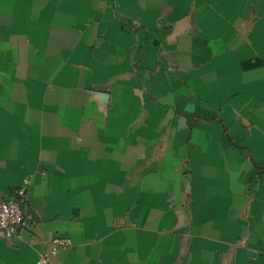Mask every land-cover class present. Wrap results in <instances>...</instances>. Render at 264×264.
<instances>
[{"label": "crops", "instance_id": "0c3cea01", "mask_svg": "<svg viewBox=\"0 0 264 264\" xmlns=\"http://www.w3.org/2000/svg\"><path fill=\"white\" fill-rule=\"evenodd\" d=\"M0 264H264V0H0Z\"/></svg>", "mask_w": 264, "mask_h": 264}, {"label": "built area", "instance_id": "2783aa9c", "mask_svg": "<svg viewBox=\"0 0 264 264\" xmlns=\"http://www.w3.org/2000/svg\"><path fill=\"white\" fill-rule=\"evenodd\" d=\"M26 197V186H21L11 190L8 196L0 201V232L9 238L18 236L26 225L24 207ZM71 243L68 237L59 235L52 237L49 248L39 255L38 263L49 264L60 249L69 247Z\"/></svg>", "mask_w": 264, "mask_h": 264}]
</instances>
